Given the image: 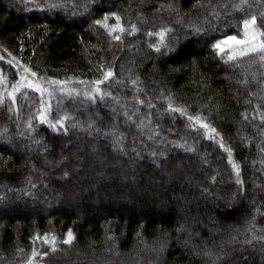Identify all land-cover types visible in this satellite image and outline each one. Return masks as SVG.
<instances>
[{
  "label": "trees",
  "instance_id": "obj_1",
  "mask_svg": "<svg viewBox=\"0 0 264 264\" xmlns=\"http://www.w3.org/2000/svg\"><path fill=\"white\" fill-rule=\"evenodd\" d=\"M253 31L264 0H0V264H264V53L214 47Z\"/></svg>",
  "mask_w": 264,
  "mask_h": 264
},
{
  "label": "snow or ice",
  "instance_id": "obj_2",
  "mask_svg": "<svg viewBox=\"0 0 264 264\" xmlns=\"http://www.w3.org/2000/svg\"><path fill=\"white\" fill-rule=\"evenodd\" d=\"M117 19H119V18H117ZM105 20H107V17H105ZM96 23L100 24L101 22L100 21H96ZM243 24H244V28H245V34L247 35L248 34V30L250 28H253V29L255 28V26H256V18L253 17L251 20H245L243 22ZM105 26H107V25H105ZM260 35H264V33H260ZM256 36H257V33L255 31H253L252 34H251V39L250 40H247V39L246 40H237V38L235 36L229 37L228 39L231 40V41H234L237 44H244L245 45V48L242 49L238 53L239 55L252 54V53H256L257 51H259L261 53H264V42H261L258 47L254 45V42L256 40ZM116 38L119 39V37H116ZM214 47L219 48L220 47L219 43L214 45ZM220 51L222 52L223 49H220ZM234 58H235V56H229L230 60L234 59ZM262 59H264V56H262ZM107 75L110 76L111 73H108ZM29 87H31V85H29ZM9 95H11V94H9ZM13 99H14V97H13ZM2 102H3V100L0 99V103H2ZM70 242H71V233H69V239L65 240L64 243H70Z\"/></svg>",
  "mask_w": 264,
  "mask_h": 264
},
{
  "label": "rangeland",
  "instance_id": "obj_3",
  "mask_svg": "<svg viewBox=\"0 0 264 264\" xmlns=\"http://www.w3.org/2000/svg\"><path fill=\"white\" fill-rule=\"evenodd\" d=\"M236 45H238V44L235 43L234 41L227 40V41L223 42L222 46H220V47L223 48V47L227 46V48H228V47H232V46H236ZM21 75H22V73H21ZM21 78H22V80H21L22 83L34 84L36 87H39V89H41V90H45V89L48 90L51 85H54V83H51L48 80H39V79L35 80L34 78H31V77H25L24 78L23 76ZM92 89L94 91L95 88H92ZM229 198H232V196ZM229 198H227V199L229 200Z\"/></svg>",
  "mask_w": 264,
  "mask_h": 264
}]
</instances>
